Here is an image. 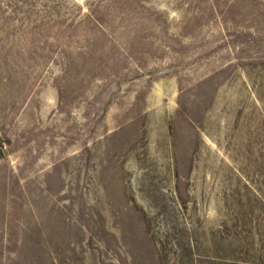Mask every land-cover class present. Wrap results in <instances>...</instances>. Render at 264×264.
Wrapping results in <instances>:
<instances>
[{
    "label": "rangeland",
    "instance_id": "374dc122",
    "mask_svg": "<svg viewBox=\"0 0 264 264\" xmlns=\"http://www.w3.org/2000/svg\"><path fill=\"white\" fill-rule=\"evenodd\" d=\"M0 264H264V0H0Z\"/></svg>",
    "mask_w": 264,
    "mask_h": 264
}]
</instances>
